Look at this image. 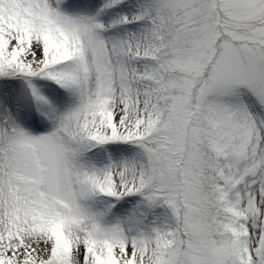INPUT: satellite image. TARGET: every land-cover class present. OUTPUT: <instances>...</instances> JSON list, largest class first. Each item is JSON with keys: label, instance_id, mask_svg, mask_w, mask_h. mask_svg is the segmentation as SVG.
<instances>
[{"label": "snow or ice", "instance_id": "obj_1", "mask_svg": "<svg viewBox=\"0 0 264 264\" xmlns=\"http://www.w3.org/2000/svg\"><path fill=\"white\" fill-rule=\"evenodd\" d=\"M0 264H264V0H0Z\"/></svg>", "mask_w": 264, "mask_h": 264}]
</instances>
